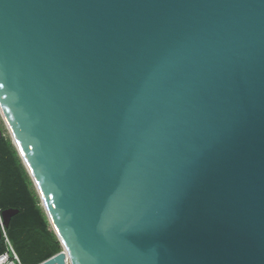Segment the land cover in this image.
<instances>
[{
	"label": "water",
	"instance_id": "1",
	"mask_svg": "<svg viewBox=\"0 0 264 264\" xmlns=\"http://www.w3.org/2000/svg\"><path fill=\"white\" fill-rule=\"evenodd\" d=\"M0 117L40 264H264V0H0Z\"/></svg>",
	"mask_w": 264,
	"mask_h": 264
},
{
	"label": "trees",
	"instance_id": "2",
	"mask_svg": "<svg viewBox=\"0 0 264 264\" xmlns=\"http://www.w3.org/2000/svg\"><path fill=\"white\" fill-rule=\"evenodd\" d=\"M0 126V214L18 210L4 230L22 264H40L62 248L10 137ZM3 250L0 240V253Z\"/></svg>",
	"mask_w": 264,
	"mask_h": 264
},
{
	"label": "built area",
	"instance_id": "3",
	"mask_svg": "<svg viewBox=\"0 0 264 264\" xmlns=\"http://www.w3.org/2000/svg\"><path fill=\"white\" fill-rule=\"evenodd\" d=\"M2 246H3V252L0 253V264H22L21 260L19 259L17 253L15 252L10 240L8 239L5 228L2 226ZM65 263L69 264L67 262V259H65Z\"/></svg>",
	"mask_w": 264,
	"mask_h": 264
},
{
	"label": "rangeland",
	"instance_id": "4",
	"mask_svg": "<svg viewBox=\"0 0 264 264\" xmlns=\"http://www.w3.org/2000/svg\"><path fill=\"white\" fill-rule=\"evenodd\" d=\"M0 124L1 125H3V123H2V120H1V117H0ZM4 126V125H3ZM4 129H5V127H4ZM5 135H8L9 136V133H8V131L5 129ZM50 228L52 229V227L50 226Z\"/></svg>",
	"mask_w": 264,
	"mask_h": 264
},
{
	"label": "bare ground",
	"instance_id": "5",
	"mask_svg": "<svg viewBox=\"0 0 264 264\" xmlns=\"http://www.w3.org/2000/svg\"><path fill=\"white\" fill-rule=\"evenodd\" d=\"M67 262L70 264V260L67 258Z\"/></svg>",
	"mask_w": 264,
	"mask_h": 264
}]
</instances>
